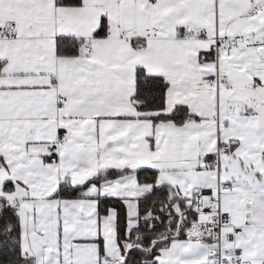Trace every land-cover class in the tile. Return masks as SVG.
<instances>
[{
  "label": "snow or ice",
  "instance_id": "1",
  "mask_svg": "<svg viewBox=\"0 0 264 264\" xmlns=\"http://www.w3.org/2000/svg\"><path fill=\"white\" fill-rule=\"evenodd\" d=\"M0 264H264V0H0Z\"/></svg>",
  "mask_w": 264,
  "mask_h": 264
}]
</instances>
